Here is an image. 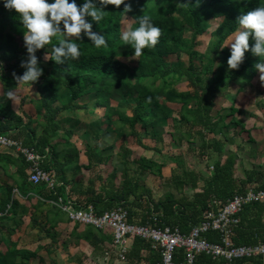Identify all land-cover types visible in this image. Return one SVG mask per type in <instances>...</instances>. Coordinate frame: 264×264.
Segmentation results:
<instances>
[{"label": "trees", "instance_id": "1", "mask_svg": "<svg viewBox=\"0 0 264 264\" xmlns=\"http://www.w3.org/2000/svg\"><path fill=\"white\" fill-rule=\"evenodd\" d=\"M77 3L82 4L83 0ZM130 3L132 11L127 14L123 12L124 5L119 8L109 5L101 22L92 21V31L105 36L106 48H97L82 34V40H74L81 50L77 60L57 64L49 58L52 46L59 44L55 37L47 48L37 51L40 66L47 70L37 83L38 98L31 101L33 118L21 112L20 107L14 113L0 103V135L20 141L24 148L44 156L42 169L60 183L53 191L44 184L32 185L28 182V165L21 155L13 159L0 154V245L4 247L0 251V264H30L38 257L37 250L19 248L11 239L23 224L14 188L22 197L31 193L48 201L58 197L71 200L75 209L91 205L97 216L121 205L130 224L178 228L184 235L199 224L212 200L224 205L235 194L249 189L264 190V154L251 149L248 155L251 167L245 168L238 158V148L231 147L236 135L244 132L248 135L252 127L247 130L237 118L245 114L233 103L223 108L217 101L229 95L236 81L251 85L259 76L254 65L260 58L250 51L245 53L238 69H230L227 63L230 48L226 45L238 34L239 15L264 6V0H130ZM139 15L150 16L162 29V35L155 47L145 48L141 56L133 58V47L121 39L122 21L129 18L133 21L131 28H136ZM210 21L218 24L208 34ZM206 34L210 39L201 52L197 46ZM23 37L18 14L0 2V83L8 88L15 87L16 77L25 71L21 62L27 60L28 54ZM182 56L186 57V63L179 61ZM171 58L175 62L168 60ZM180 83L186 85L184 92L175 87ZM85 98L94 103L93 109H104V126L115 135L114 142H119L116 154L111 153L114 147L111 144L101 149L105 156L100 157L94 156V149L85 143L86 167L79 164L80 151L70 142L74 131L60 132L57 123L59 115L66 111L92 112L83 102ZM128 138L133 139L139 150H151L152 156L133 158V151L125 146ZM184 138L187 144L198 147L201 157L216 155L209 175L195 171L181 155L164 156L160 162L155 159L162 155L167 143L180 145ZM247 143L254 140L248 136ZM114 157L121 166L118 185L111 181L103 184L99 176L95 179L98 188L94 183L83 187L75 180L81 169L93 171L92 167L106 165ZM167 162L174 167L163 183L161 196L155 199L147 178L163 179ZM10 165L16 168L11 174ZM238 168L241 177L236 176ZM70 173L72 178L68 180ZM4 178L11 179L13 185L2 182ZM185 189L192 191L191 201L186 198ZM238 218L232 237L234 245L264 244V201L244 207ZM101 232L107 233L103 239ZM86 235H97L111 245L110 230L87 226ZM204 238L211 243L219 242V234L214 231L205 233ZM130 241L125 264L159 262L160 254L152 250L149 242L137 237ZM183 259V252L178 251L174 261ZM193 264L227 263L199 253ZM232 264L264 262L253 257Z\"/></svg>", "mask_w": 264, "mask_h": 264}, {"label": "crops", "instance_id": "2", "mask_svg": "<svg viewBox=\"0 0 264 264\" xmlns=\"http://www.w3.org/2000/svg\"><path fill=\"white\" fill-rule=\"evenodd\" d=\"M230 43L231 42H229V44ZM46 70L47 69L43 68V72ZM255 82L253 81L251 85H247L241 80L236 81L231 87L228 96H222L217 99L218 105L223 108H228L231 103H233L234 107L239 110L242 115L245 114L244 116L248 117V115H251L253 109H255V104L258 100L257 96L254 95V92L260 90H263L264 92V88L260 89L258 87V82V85L254 88ZM37 83L38 81L33 83L32 86L28 83H18L15 87H13L17 92V98L14 102L10 99H7L6 97L7 90L12 88H8L6 85L0 83L1 105L8 111L14 113H17V109L20 107L21 112L33 118L35 115V111L31 101L38 98ZM175 87L180 92H184L186 90L185 83H180ZM252 101L254 102V105H252ZM83 102L87 104V108H89L88 110H92V112L85 113L83 111H66L60 114L57 118V123L61 128L60 132L69 129L73 131L75 129H87L89 131H94L90 132L96 138L100 136L101 140L103 139V137H105L104 135H113L115 139V135L108 132L106 126H104V119L102 117L104 109H93L94 103L88 98H85ZM173 109L175 110L177 109V107L175 106ZM94 126H101L105 134L98 135L99 131L95 129ZM75 133L77 134L76 130ZM60 142L63 143V141L61 140ZM81 143L82 147L79 153V164L86 167L88 165V161L83 153V147L85 143L89 145V141L82 140ZM111 144L112 143H108L105 145L108 146ZM256 151L264 154V145L260 147L258 145ZM0 154H7L13 159H16L18 155L17 152L13 150L2 149H0ZM107 165L108 163L106 165L104 164L94 166L92 167L93 171L81 169L80 173L75 177V180L82 184L83 187L89 186L91 183H94L95 187L98 188L99 182L93 180H95L99 176L103 184H107L109 181H111L118 185L120 172L117 175L111 176L109 174H106V170L98 172L99 167H107ZM15 169V166L10 165V174L14 173ZM194 170L200 172V170ZM85 174L89 176V183H87V180L83 179ZM169 177L170 175L167 176L166 179H162L163 183ZM71 178L72 173L68 175L67 179L69 180ZM153 178L158 179V181L156 182V179H151L153 183H156V185H161L159 178ZM2 182L13 185V181L11 179L4 178ZM163 183L162 186L164 185ZM58 185H60L59 182ZM147 186L153 191L148 182ZM15 190L16 189L14 188V191ZM185 194L186 198L191 201L192 191H190L189 189H185ZM15 198L21 206L20 209L22 211L20 212V214L22 215L23 224L19 229H16L14 231L11 239L17 242L19 248L27 249L30 251H38V257L36 259H32L30 261V264H114L113 261L107 262L104 259V253L110 246L108 240L101 241V239L97 235H86L87 226L79 225L78 223L71 221L67 214L51 205L48 200H40L37 196L31 193L25 197H22L18 193L15 194ZM106 235L107 233L101 232L102 239L105 238ZM130 247L131 241L128 244L129 249ZM0 251H4V247L2 245H0Z\"/></svg>", "mask_w": 264, "mask_h": 264}, {"label": "clouds", "instance_id": "3", "mask_svg": "<svg viewBox=\"0 0 264 264\" xmlns=\"http://www.w3.org/2000/svg\"><path fill=\"white\" fill-rule=\"evenodd\" d=\"M4 8L14 10L24 29V47L28 58L21 62L25 69L22 75L16 77L18 83H28L31 86L43 75V68L36 55L38 50L47 48L55 37L58 45L51 49V60L63 64L69 60H77L81 55L79 44L74 40H82L86 36L97 48L107 47L104 35L92 31L93 23L104 19V9L109 5L119 8L124 5L123 12L132 11L130 0H0ZM91 18L89 20L88 18ZM239 31L230 46L228 66L238 69L245 59V53L259 57L254 65L264 78V6H257L242 12L237 18ZM162 35V29L153 23L148 15L138 16V27H128L123 31L121 39L134 49L133 58L142 55L145 48H153ZM250 38L253 43L250 45ZM264 80V79H262ZM7 99L15 101V88L8 89Z\"/></svg>", "mask_w": 264, "mask_h": 264}, {"label": "built area", "instance_id": "4", "mask_svg": "<svg viewBox=\"0 0 264 264\" xmlns=\"http://www.w3.org/2000/svg\"><path fill=\"white\" fill-rule=\"evenodd\" d=\"M0 149L13 150L23 157L28 165L30 184H44L49 190H55L58 185L57 180L42 169L44 156L32 149L24 148L20 141L5 135H0ZM212 169L210 167V171ZM14 194H18L17 190ZM262 201H264V190L255 189L233 195L224 205L212 200L210 209L204 213L199 224L186 235L181 234L178 228L130 224L127 222V211L121 205L97 216L91 205L75 209L74 202L64 200L62 197L48 202L79 225L91 226L100 231H111L112 242L104 253L107 262L125 264L129 252L128 244L132 238L137 237L149 242L152 250L159 252L160 259L155 264H193L195 256L199 253H204L213 260H223L227 264H232L253 257H259L264 262V244L235 246L232 242L234 230L239 224L238 214L244 207ZM209 231L219 234L218 243H211L204 238L205 233ZM178 251L183 252L182 262L174 261Z\"/></svg>", "mask_w": 264, "mask_h": 264}, {"label": "rangeland", "instance_id": "5", "mask_svg": "<svg viewBox=\"0 0 264 264\" xmlns=\"http://www.w3.org/2000/svg\"><path fill=\"white\" fill-rule=\"evenodd\" d=\"M211 24L210 28L208 29V34L210 33V31H212L218 24V21H210L209 22ZM133 25V21L129 18H125L122 21V33L123 31H125L128 27H132ZM208 34H206L205 36L201 37L199 39V43L197 46V50L203 52L208 41H209V36ZM232 42V41H231ZM230 48V46H229ZM45 60L48 59V56L44 57ZM171 62H175L174 59H168ZM186 57L182 56L180 58V62L182 63H186ZM132 63H135L134 61ZM264 79V78H262ZM261 79V74L259 73V76L254 80L255 86L258 85L259 83V88H264V80ZM258 82V83H257ZM257 89V87H256ZM259 89V90H260ZM254 90V89H253ZM255 96H257L258 100L257 103L255 104V109H253V111L251 112V117L249 118V116L247 117H241V116H237V118H239L244 124H245V128L248 130L249 128L252 127L251 131L249 132V134L247 135L245 132L244 133H239L238 135H236L235 139H234V143L232 144V149L235 150L237 149V154H238V158L239 160L243 161L244 163V167L245 168H250L251 167V161L249 160V153L251 152L250 150H257V147L259 145L263 146L264 145V92L263 90L260 91H256L254 92ZM254 97V96H253ZM252 105H254V102L252 101ZM95 129H97L98 131V135H104L105 132H103V128L101 126L99 127H95ZM75 130L77 132V134L75 133ZM74 130V136L72 137V139L70 140L71 144L74 145V147L80 151L81 147H82V140H88L89 141V145L92 147V149H94V156H100V155H105L102 154L101 149L103 150L104 148L110 146V145H105L108 143H112L113 144V150H112V154H116L118 152V147H119V142H114L115 139L113 137V135H104L105 137H103V139H100L99 137H95L92 135L91 132L94 131H89L87 129H75ZM96 132V131H95ZM230 133H233V130H230ZM248 136L252 138V140H254V143H247L248 140ZM185 137V136H184ZM170 142V141H169ZM145 144L147 146L152 147V144L145 142ZM106 146V147H103ZM125 146L128 149H131L133 151L132 157L133 158H139L140 156H145V157H150L152 156L153 152L151 150L148 151H141L137 148V146L134 144L133 139L132 138H128L125 141ZM96 148V149H95ZM98 148V149H97ZM193 148V149H192ZM181 155L183 157V159L185 160L186 163H188L193 169H197L200 170L201 172L204 173L205 176L209 175L211 173L210 171V167L211 164L216 160V155L213 154H208V158H203L201 157L199 151H198V147L197 146H192L190 144H187L185 142V138L184 140H182V143L180 145H175L172 143H167L164 147L163 153L161 156H157L155 159L160 162L162 160V157L164 156H179ZM114 156V155H113ZM260 160V159H259ZM255 162V161H254ZM253 163V162H252ZM174 167V165L170 162H167L164 169H163V174L164 177L163 179H166L167 176L171 175V170ZM99 171L98 172H102V170H106V174L111 175H117L120 171H121V166L115 162V157L111 159L110 163H108L107 167H99L98 168ZM236 176H242V172H241V168H238V171L236 172ZM88 175L85 174L84 176V180H87V183H89L90 179H88ZM152 180L156 179L153 178L151 176H148L147 178V182L149 184V186L153 189L154 192V198L156 199L158 196H160V194L163 192V188L162 187V183L163 180L159 179L160 184L153 183ZM95 181V180H93ZM158 181V179L155 180V182ZM158 183V182H157ZM96 184V183H95ZM159 185V186H158ZM173 191V190H172ZM191 196V195H189Z\"/></svg>", "mask_w": 264, "mask_h": 264}]
</instances>
